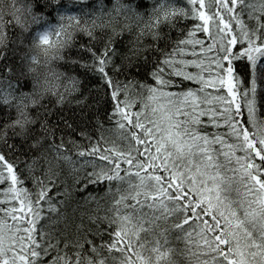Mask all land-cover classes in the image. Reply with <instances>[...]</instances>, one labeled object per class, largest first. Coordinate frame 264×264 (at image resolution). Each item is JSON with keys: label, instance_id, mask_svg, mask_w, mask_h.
Here are the masks:
<instances>
[{"label": "snow or ice", "instance_id": "1", "mask_svg": "<svg viewBox=\"0 0 264 264\" xmlns=\"http://www.w3.org/2000/svg\"><path fill=\"white\" fill-rule=\"evenodd\" d=\"M0 264H264V0H0Z\"/></svg>", "mask_w": 264, "mask_h": 264}, {"label": "trees", "instance_id": "2", "mask_svg": "<svg viewBox=\"0 0 264 264\" xmlns=\"http://www.w3.org/2000/svg\"><path fill=\"white\" fill-rule=\"evenodd\" d=\"M178 259H182V257L178 258Z\"/></svg>", "mask_w": 264, "mask_h": 264}]
</instances>
